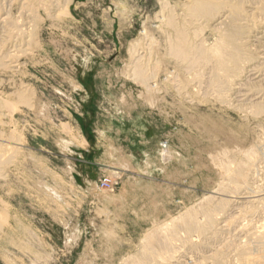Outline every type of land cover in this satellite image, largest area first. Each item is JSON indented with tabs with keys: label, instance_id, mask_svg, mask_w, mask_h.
Listing matches in <instances>:
<instances>
[{
	"label": "rangeland",
	"instance_id": "obj_1",
	"mask_svg": "<svg viewBox=\"0 0 264 264\" xmlns=\"http://www.w3.org/2000/svg\"><path fill=\"white\" fill-rule=\"evenodd\" d=\"M165 2L175 16L174 31L159 22ZM15 3L9 17L17 19ZM186 4L71 0L54 17L36 9L29 46L11 59L17 68L0 67V264H129L146 254L153 233L176 238L160 250L161 264H215L212 250L233 239L232 245L247 244L246 234L264 226L263 201L254 204L256 215L249 214L244 207L255 199L239 200L236 189L225 192L240 152H264V118L245 117L244 108L233 107L226 77L209 63L190 68L169 53L172 39L179 42L178 28L193 43L187 48L202 42L209 49L217 38L207 22L190 17ZM13 44L0 38V47ZM133 61L147 62L157 90L132 80ZM214 74L219 83H213ZM5 145L16 147L9 158ZM256 171L251 189L264 186V158ZM233 200L230 221L224 219L231 226L214 240L181 229L187 216L199 221L205 206H217L218 221L224 208L219 203ZM233 248L221 264H244L249 257L264 264V257L236 256Z\"/></svg>",
	"mask_w": 264,
	"mask_h": 264
},
{
	"label": "bare ground",
	"instance_id": "obj_2",
	"mask_svg": "<svg viewBox=\"0 0 264 264\" xmlns=\"http://www.w3.org/2000/svg\"><path fill=\"white\" fill-rule=\"evenodd\" d=\"M16 1H18L17 7H19V9H18L19 14H18L17 19L15 17L14 18L9 17V16H11V13H12L11 11H12L13 4H16L15 3ZM70 2H71V0H35V2H33L31 0H0V38L3 39L4 42L5 41L6 42L13 41L14 44L16 43V45L13 44V46L9 47L8 50L6 49V47H0V67H1V69H5V70L6 69H13V70H15V68H17L16 62L11 60V59L16 57L15 53L19 52L21 55V53L23 54V52L24 53L26 52L24 50V47L26 45L29 46L31 36H32V32H33V31L31 32V28L34 27V25L32 26V23H33L32 18H33V14L36 12L37 8H42L50 17H54L57 15V13L59 12L60 9L62 11V8L66 7L67 4H69ZM166 2L161 7V11H160V14L158 16L159 20H160L159 22L162 23L164 26L173 28V31H174L175 30V16L173 14H171L170 12H166L167 11ZM186 3H187L186 4L187 10L189 12L190 17L193 19L196 18V20L200 21L201 23L207 22L208 25H210V28H208V29H212L217 34V36H216L217 38H215L216 40L214 41L213 47H211L209 49H206L202 42L196 44V46H191V47L187 48V46L189 44H193V43H189L186 39L185 33L178 28V29H176V37L179 40V42L174 44V41L172 39V41L170 43V49H168V50H170L169 53H171L172 56L175 57V59H178L181 61L184 60L189 65L190 68H193L196 64H198L200 62L209 63V66L211 65V70H213V72H216V74L222 73L221 75H224L226 77L225 83H226V86L228 87V89L226 88V90H227V92H226L227 97L226 98H230L229 101L235 102L234 103L235 105L233 107H236L237 110L240 107L244 108L246 110V114H244L245 117L250 116L254 119H256L258 117L264 118V0H186ZM246 4H248V5H246ZM243 6H244V8H243ZM34 15H36V14H34ZM48 15H46V16H48ZM20 21L23 22L22 25H21ZM205 41H207V40H205ZM5 45H6V43H5ZM12 49H16V51L13 52L14 54L12 53ZM139 53H140V50H139ZM139 53H138V56H139ZM138 58L135 62L136 64H137L138 60H141L140 56ZM147 62L145 64H143L144 66H141L140 64L136 65L133 61V63H134L133 65L135 67L132 65L134 68L132 67L133 68V70H132L133 75H131V76L134 77V78L132 77V80L134 82L140 84L146 91L151 92V91L157 90V85L154 83L153 80H151L154 77H152V76L150 77V75L148 74L149 72L147 73V69L145 66L147 64ZM154 64L156 65V63H154ZM19 67H20V65H19ZM157 70H159L158 67H157ZM152 73H154V72H152ZM172 75H173V73H172ZM209 75H210V73H209ZM169 76H171V74H169ZM177 77H178V75H177ZM217 77H218V75L214 74V77L212 80L213 83H216V82L219 83L218 82L219 78H217ZM225 77H224V79H225ZM220 78L222 79V76ZM167 79H169V78H167ZM172 80H174V78ZM211 84H212V82H211ZM211 84H209V85H211ZM219 86H220V84H219ZM214 88H216V87H214ZM205 89H206V87H205ZM222 90H223V88H222ZM224 91H225V89H224ZM220 93H221V90H220ZM222 93H223V91H222ZM208 94H210V93H208ZM216 96H217V94H216ZM226 98H225V100H226ZM16 100H17V97H16ZM220 100H221V98H220ZM19 101L21 102V99ZM231 104H232V102H231ZM5 106H6V104H5ZM8 109L6 108L7 111H8ZM13 112H12V114H13ZM240 115H242V114H240ZM261 132H263V131H261ZM261 134H263V133H261ZM9 141L10 140H8V142ZM83 145H85V144H83ZM259 145H257V148ZM14 148H16V147H14ZM14 148L9 146V145H5L4 146V152H2V153L10 154L7 157V158H9V156H11V154L13 153ZM262 149H264V148H262ZM240 153H242L241 154V156H243L242 158H240L237 162H235L233 159V162H235V163H233L231 161L233 163L231 165H234L232 169H229L230 173H229V181L228 182H230L229 186L230 185L231 186L225 187L223 185L226 189L225 192L227 191V193L229 192V193L233 194L234 189H236L237 193L234 196L237 195V198L239 200H248V201H250L251 199L257 200V201L254 200L253 203H247V204H249L248 206L247 205L245 206V204H244V206H245L244 209L247 210L249 212V214L251 212L252 213L257 212V208H255L256 206L254 204L257 203L258 200H260V202L263 201L262 202L263 204L259 202L260 204H262L261 208L262 207L263 208L262 209L258 208V209H261L260 211L264 212V186H260L261 184L258 186V184H256L258 187L257 189H251L249 187L250 186L249 184L254 180V175L256 176L255 173L257 172L256 167L258 165V162L260 161V159L264 158V152L261 153V152H255L254 150H249L247 153L246 152H244V153L240 152ZM169 154L170 153L167 150V148H164L163 156H162L164 161H166L167 158H170ZM1 156L2 155L0 154V159H1ZM1 160H0V165L3 164V162H1ZM230 163H228V164H230ZM222 164H224V163H222ZM220 166H222V165H220ZM226 167H224V168H226ZM0 172H2V170ZM227 173H228V170H227ZM225 176L226 175H224V177ZM225 178H224V180H228ZM0 179H1V177H0ZM263 179H264V177H263ZM224 180H222L224 183L227 182ZM260 181H261L260 183H262L263 180H260ZM223 193H224V191H223ZM234 196H231V197H234ZM227 200H228V198H227ZM235 200H233L231 204L226 203V202L219 203L222 206H224V208H222V211H221L222 214H221V216L218 217V221H217V219H214L215 218L214 212L217 211V206L216 207L205 206L203 209H201V207H199L201 209L200 210L201 215L200 214H198V215H200L199 218L201 221L200 220L198 221L196 219V216H194V214L187 216V217H185V215H184L185 218H183L184 220L181 219L182 222L180 225L182 228L181 227L180 228L188 234L191 232H195L196 235L201 236V238L205 241L211 240L217 232H219V231L222 232V230L226 227L227 223H225L224 219L226 218V214L228 212H230L231 210L234 211ZM222 201H224V200L222 199ZM242 202H245V201H242ZM204 204H205V202H204ZM214 204H215V202H214ZM253 206H255V207L253 208ZM238 208H239V206H238ZM244 209L242 211H244ZM221 212L219 211V213H221ZM216 214H217V212L215 213V215ZM228 214H230V213H228ZM235 215H236V213H235ZM238 215H240V214H238ZM241 215H243V213ZM255 215H256V213H255ZM230 217H229V219H233ZM250 217L252 219V216H250ZM226 219H227V221H230V220H228V218H226ZM179 220L180 219H178V221ZM219 220H221V221L219 222ZM238 220H239V218H238ZM245 224H247V223H245ZM250 224H252V223H250ZM229 225L231 226V223H229L226 228H228ZM240 225H243V224L240 223ZM254 225H253V227H254ZM168 226H170V225H167V230H168ZM233 226H234V224H233ZM257 226H259V224ZM257 226H255V227H257ZM171 228L172 227H170L169 232H171ZM232 228H234V227H232ZM165 229H166V227H165ZM236 229H237V227H236ZM241 229H242V227H241ZM241 229H240V231H244L245 233H247L246 230H243V229L241 230ZM253 232L254 233H252V234H248V235L246 234L247 240L249 241L248 243L246 242L247 244H242V245L238 244L236 246L232 245V243H234V239H233L232 243H226L223 246L221 245L222 246L221 248L212 250L213 251L212 255L209 258H211L215 262V264H221L222 262H224L223 261L224 256L226 255V253L229 250H232L231 248H233V246H235L233 248V252L236 256L243 257L244 255H248L250 253L252 254L254 252L255 253L254 259H255V255L264 257V226L258 227V231L255 232L253 230ZM241 233H243V232H241ZM149 234H147V235H149ZM170 235H172V234L170 233ZM173 235H175V233ZM178 236L179 235H177V237ZM164 237H168V236H166L165 233H159V234L153 233L152 235H150L148 237L147 241H149V243H150L149 245H152V246H149V245L147 246V250H145L146 254L142 258H135L130 263L129 262L128 263L129 264H149V263H151L150 261L155 256H156V258L157 257L160 258L159 261L162 259V262H163V260L165 258V257H163L165 251L163 252L160 250L167 247V246L172 245L171 242L174 241V239H176V238L173 239L172 236H170V238L173 239L172 241H170L168 238L166 239ZM244 237H245V235H244ZM180 238H182V237H180ZM239 239H240V237H239ZM177 240H178V238H177ZM212 240H214V239H212ZM243 240H244V238H243ZM231 241H232V239H231ZM213 242H215V241H213ZM223 243H225V242L223 241ZM252 243L255 244V245L253 244L255 246V248L249 246ZM194 244H196V243H194ZM210 248H212V247H210ZM167 249H168V247H167ZM168 251L169 250H167V252ZM196 251H200L199 248ZM171 252H172V250H171ZM174 252H176V251H174ZM167 254H169V252ZM170 254H172V253H170ZM229 257H230V254H229ZM170 258H172V257H170ZM249 258L247 259L246 262L243 259L244 264H256L253 260H251ZM172 259H174V258H172ZM166 260H168V258ZM168 261H170V259ZM209 262H211V261H209ZM201 263H202V261H201ZM211 263H213V262H211ZM160 264H161V261H160Z\"/></svg>",
	"mask_w": 264,
	"mask_h": 264
}]
</instances>
